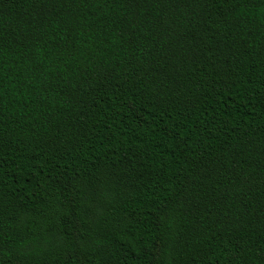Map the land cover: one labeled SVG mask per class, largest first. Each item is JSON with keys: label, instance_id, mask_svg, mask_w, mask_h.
I'll use <instances>...</instances> for the list:
<instances>
[{"label": "trees", "instance_id": "16d2710c", "mask_svg": "<svg viewBox=\"0 0 264 264\" xmlns=\"http://www.w3.org/2000/svg\"><path fill=\"white\" fill-rule=\"evenodd\" d=\"M0 264H264V0H0Z\"/></svg>", "mask_w": 264, "mask_h": 264}]
</instances>
